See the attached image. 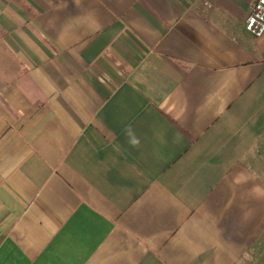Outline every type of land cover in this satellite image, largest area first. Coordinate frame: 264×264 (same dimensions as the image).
I'll return each instance as SVG.
<instances>
[{
    "label": "crops",
    "instance_id": "0c3cea01",
    "mask_svg": "<svg viewBox=\"0 0 264 264\" xmlns=\"http://www.w3.org/2000/svg\"><path fill=\"white\" fill-rule=\"evenodd\" d=\"M254 0H0V264H264Z\"/></svg>",
    "mask_w": 264,
    "mask_h": 264
},
{
    "label": "built area",
    "instance_id": "2783aa9c",
    "mask_svg": "<svg viewBox=\"0 0 264 264\" xmlns=\"http://www.w3.org/2000/svg\"><path fill=\"white\" fill-rule=\"evenodd\" d=\"M246 31L255 37L264 34V0H254L253 7L245 20Z\"/></svg>",
    "mask_w": 264,
    "mask_h": 264
}]
</instances>
